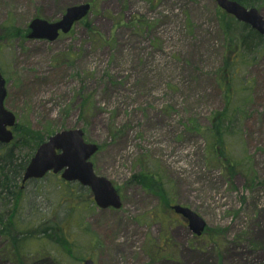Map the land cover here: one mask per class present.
<instances>
[{
    "label": "rangeland",
    "instance_id": "rangeland-1",
    "mask_svg": "<svg viewBox=\"0 0 264 264\" xmlns=\"http://www.w3.org/2000/svg\"><path fill=\"white\" fill-rule=\"evenodd\" d=\"M81 3L91 14L70 33L28 37L34 18ZM254 6L264 15V0ZM223 19L241 29L216 0H0L5 107L46 141L82 129L123 201L101 209L60 173L29 181L14 214L28 234L17 254L0 234V264H264V38L238 49ZM221 115L228 159L210 146ZM12 130L0 148L28 163L38 146ZM177 203L206 221L201 236Z\"/></svg>",
    "mask_w": 264,
    "mask_h": 264
},
{
    "label": "water",
    "instance_id": "water-1",
    "mask_svg": "<svg viewBox=\"0 0 264 264\" xmlns=\"http://www.w3.org/2000/svg\"><path fill=\"white\" fill-rule=\"evenodd\" d=\"M218 5L238 20L249 24L264 36V16L255 7L247 8L236 0H216ZM91 9L90 3H81L66 9L59 21L51 22L42 18L31 21L29 38H41L48 41L58 39L60 33H69L74 25L84 19ZM7 97L6 80L0 69V143L8 144L14 134L12 128L17 123L13 112L5 107ZM96 143L86 142L82 129L63 130L50 136L42 143L31 158L23 174V183L32 178H42L48 172H62V178L67 181H79L89 186L95 201L101 208L122 206L121 197L112 181L99 176L94 171L92 156L98 151ZM173 209L182 214L189 223L190 229L198 235L204 231L206 221L194 210L183 205H175ZM85 264H95L93 260Z\"/></svg>",
    "mask_w": 264,
    "mask_h": 264
},
{
    "label": "trees",
    "instance_id": "trees-1",
    "mask_svg": "<svg viewBox=\"0 0 264 264\" xmlns=\"http://www.w3.org/2000/svg\"><path fill=\"white\" fill-rule=\"evenodd\" d=\"M240 3L244 4L245 6H254L255 3H260L263 0H237ZM226 14V13H225ZM227 15V14H226ZM227 18H233L232 16ZM234 19V18H233ZM235 20V19H234ZM223 23L225 26V32L227 36L230 38V40H235L238 44V49L241 50H248L252 49V46H254L256 39L258 41H262L263 37L254 29L251 27H248L247 24H240L241 29L238 28V26H234L230 21L223 19ZM236 21V20H235ZM88 27H90L88 25ZM26 34V33H25ZM226 67H228V61L225 63ZM215 120L212 123V128L215 129L213 133V143L210 145L211 150L213 152H216L217 155L222 159H228V156H226V148L224 146H221V148H218V144L220 142H223L224 133L230 126L229 122V116L221 115L220 117H215ZM15 131L18 134H23L24 137L23 140L25 144H28L30 142L29 138L34 140L33 144V150L36 149L35 146H38L42 142L45 141V138L40 133H36L32 130H30V127L25 125H17L15 127ZM19 156V155H18ZM14 159V153L12 150L2 151L0 148V204L2 208L0 209V234L5 236L6 241L10 243V245L14 248L12 253H16V249L20 250V245L23 243L25 238H22V235L28 234V232H23L20 230L21 235H17V231L20 229L18 225V221L14 218L16 209H17V200L20 195V189L22 185V177L23 172L27 166V162L23 160L22 158H19V162H13ZM227 163V167L231 166L232 163L229 160H225ZM137 180L142 183L146 188L150 189V191H156V187L160 191V195L162 196L163 192L161 188L158 187V180H156L153 176L148 174H140L136 177ZM163 197V196H162ZM7 205H13L10 206L12 208H9V212L6 214L7 220L5 219L4 206ZM19 233V234H20ZM29 235L28 237H30ZM26 237V236H25ZM21 240V242H20ZM19 252V251H18ZM21 253V252H20ZM14 255V254H13Z\"/></svg>",
    "mask_w": 264,
    "mask_h": 264
}]
</instances>
